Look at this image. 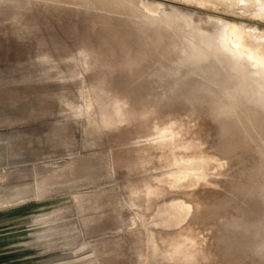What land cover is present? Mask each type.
Wrapping results in <instances>:
<instances>
[{
  "label": "rangeland",
  "instance_id": "374dc122",
  "mask_svg": "<svg viewBox=\"0 0 264 264\" xmlns=\"http://www.w3.org/2000/svg\"><path fill=\"white\" fill-rule=\"evenodd\" d=\"M57 1L0 0V264H264V144L227 142L206 115L226 87L130 66L111 36L123 12ZM141 1L264 30L216 1ZM144 77L169 89L155 106L128 98Z\"/></svg>",
  "mask_w": 264,
  "mask_h": 264
},
{
  "label": "bare ground",
  "instance_id": "6f19581e",
  "mask_svg": "<svg viewBox=\"0 0 264 264\" xmlns=\"http://www.w3.org/2000/svg\"><path fill=\"white\" fill-rule=\"evenodd\" d=\"M60 1L62 2L63 0H60ZM65 1H63V3ZM71 1L73 2V0ZM156 1L160 3L163 0H156ZM210 1L220 2L229 8L236 7L242 10H246L248 12L256 11L258 14H261L264 16V0H193V2L197 4L214 6V4H212ZM174 2H179V1L175 0ZM75 3L77 5L78 4L86 5L89 8L90 7L91 8L92 7H98V8L104 7L105 9L106 7L112 10H117V11L119 10L123 12L124 17H121L120 19H118V17H116V19L113 18L114 19L113 22L115 23V25L113 26L114 27V30L112 31L113 35L111 34L110 35L112 37L114 36L115 40L119 42L118 45L121 44V47L123 46L122 50L125 56L124 59L125 61H127V63L130 66L138 65L140 62H143L146 60L147 61L149 60L150 62L152 61L155 63L156 65L155 67H158V70L156 71H158L159 74L164 71L167 72V70H170L171 72L174 71L175 73H177L181 77V79L185 78V80H181L179 82L180 84L178 86H183V87L185 86L187 90L197 89L198 88L197 84L200 85L199 87L203 86L202 82H201L202 85L201 83L197 82L198 79H200L201 81L212 83L213 86L217 87L218 91L221 89V87H226L224 88L226 91L223 92V94L221 93L222 95L220 98H222V100L220 99H219L220 101L210 100L209 103L206 104L207 106L206 115L210 118L215 117V119H217V122L219 125L216 122L217 124L216 126L217 128H219L220 130L219 134L223 136V138L229 135L231 137L232 135L233 136L238 135L239 138L236 140L235 144H239V143L243 144L242 141H245V140L250 142L249 140L251 138L255 140L257 143H259L260 145L264 144V139L262 135L263 134L262 132H264V30L261 31V30H257L258 28L249 27L250 29L248 30L243 29V31L240 32V34H237V32H235L233 29V26H235L233 23H232L233 25L229 24V26H223L220 28V23H219L220 20H216L215 18H211V17H208V21L212 24V26L210 28L208 27L205 29L199 26L198 23H197L198 25L193 26V23H190L191 21L187 18V16L179 12H176L173 9L170 12H166L161 7H159L158 4L146 6L141 0H76ZM251 13L253 14V12H250V14ZM105 14H106V11H105ZM109 14L107 15L109 16ZM102 19L103 18H101V20ZM105 19L106 18H104V20ZM256 19H259V18L257 17ZM242 27L244 26L242 25ZM131 50H135L136 52L134 57L132 56L133 54ZM144 64L145 63H143V65L142 63L139 64L140 70L143 68H146L145 67L146 64L145 65ZM150 64L152 65L153 63H150ZM151 65H150V68L152 67ZM139 66L137 67L139 68ZM141 66L143 68H141ZM147 67H148V63H147ZM153 69L154 67H152L150 71L152 70L153 72L154 71ZM207 71L213 73L214 76H211L208 78L204 76L205 74L203 72H207ZM166 72H164L163 74L165 75ZM146 74H148V72ZM154 74L155 76H159V75H156V73ZM139 75L141 74L139 73ZM151 75L154 76L153 73ZM161 76L162 75L160 74V78L163 77ZM142 77H143V74H142ZM190 77H192V79ZM153 78L156 79V77H153ZM153 78L147 77L145 78V80H147L146 82H148V79L150 81V79L152 80ZM136 80L134 84L130 85L129 91H130L131 96L128 97L130 100L132 99V101H135V102L149 101V102H152L153 105L155 106V104L157 105V103H159L157 101H159L161 96H164V95L168 96L167 93H169V89L167 86L164 89L161 88L160 86L155 87L156 84L158 85L157 83L158 78L155 81V85L152 84L153 86H151L150 83L148 82L152 88H148V86L145 87L146 85H148L145 82V80L143 81L146 84H144V82L141 83L140 81H136ZM165 80L167 81V79ZM177 80H180V79H177ZM195 81L197 82L196 88H194L195 83H196ZM220 81H223L224 83L220 84ZM171 83L169 82V84ZM153 87L155 88V90L157 88L158 90H160L161 88L162 91L160 92H162V94L157 92L158 95L159 94L161 95H159L157 98L154 97L152 101H151L152 98L150 100H147L148 97L146 98V95L149 92H153L152 91L154 89ZM155 90L154 92H156ZM150 96L152 97V95ZM224 100H226L227 103H225ZM93 101H96V99L93 95H91L88 105H90V103ZM158 105L160 106V104ZM112 107H113L114 113L116 114L120 113L121 108L119 107L117 103L113 105ZM146 111L148 110L146 109ZM190 113H191L190 111H187L186 114L184 115L190 117L191 116ZM146 114L147 113H145V115ZM234 142L235 141H233L232 144L230 143V145L234 146L235 145ZM248 144H252V143H248ZM230 145H226V148H229L227 146H230ZM205 176H207V174ZM234 227H239V226H234ZM229 233L231 234V232ZM261 234L264 235V230H262ZM238 239L240 240V238ZM231 244L232 242L230 243V246ZM242 245H243V242H242ZM235 246H238V245H235ZM235 246L233 247L235 248ZM235 255L236 254H234V256ZM236 258L237 256L235 257V259ZM237 260H240V259L238 258ZM227 262H229V260ZM237 262L240 263L239 261Z\"/></svg>",
  "mask_w": 264,
  "mask_h": 264
},
{
  "label": "water",
  "instance_id": "95a60500",
  "mask_svg": "<svg viewBox=\"0 0 264 264\" xmlns=\"http://www.w3.org/2000/svg\"><path fill=\"white\" fill-rule=\"evenodd\" d=\"M212 74H213V73H212ZM220 83H224V82H223V81H220ZM262 133H263L262 135H263V139H264V132H262Z\"/></svg>",
  "mask_w": 264,
  "mask_h": 264
}]
</instances>
